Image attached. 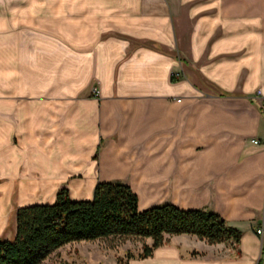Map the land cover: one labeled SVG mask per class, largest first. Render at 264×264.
<instances>
[{
	"label": "crops",
	"instance_id": "1",
	"mask_svg": "<svg viewBox=\"0 0 264 264\" xmlns=\"http://www.w3.org/2000/svg\"><path fill=\"white\" fill-rule=\"evenodd\" d=\"M14 13L39 36L11 49L0 89V229L63 187L90 200L121 181L140 210L204 209L242 231L238 245L167 235L131 264H264V0H25Z\"/></svg>",
	"mask_w": 264,
	"mask_h": 264
},
{
	"label": "trees",
	"instance_id": "2",
	"mask_svg": "<svg viewBox=\"0 0 264 264\" xmlns=\"http://www.w3.org/2000/svg\"><path fill=\"white\" fill-rule=\"evenodd\" d=\"M16 221L14 238L0 237V264H41L68 243L115 236L151 238L139 258L151 256L167 235L193 234L210 244L235 245L242 237V231L217 212L185 210L172 203L140 210L139 196L121 181L98 182L90 200H75L63 187L53 203L19 207Z\"/></svg>",
	"mask_w": 264,
	"mask_h": 264
},
{
	"label": "rangeland",
	"instance_id": "3",
	"mask_svg": "<svg viewBox=\"0 0 264 264\" xmlns=\"http://www.w3.org/2000/svg\"><path fill=\"white\" fill-rule=\"evenodd\" d=\"M25 0H0V89L13 85L5 83L13 68L10 66V55L18 44L34 43L39 35L35 34L36 23L20 18L14 13L15 7L23 5ZM27 22V23H26ZM29 23V24H28ZM33 24V25H32ZM49 41L51 38L49 37ZM16 44V45H15ZM18 47V46H17ZM17 62V61H15ZM24 69V67H20ZM16 68L17 70L20 69ZM8 76H6V75ZM177 73H173L175 77ZM7 78V79H6ZM94 93L98 94L97 88ZM0 96H2L0 94ZM4 99L0 97V109L4 107ZM16 213L11 212L6 225L0 229V237L13 239L16 234ZM150 238L108 237L96 240H83L68 243L52 252L41 264H131L140 259L144 244L151 245ZM199 253V252H197ZM133 255V257H131Z\"/></svg>",
	"mask_w": 264,
	"mask_h": 264
},
{
	"label": "built area",
	"instance_id": "4",
	"mask_svg": "<svg viewBox=\"0 0 264 264\" xmlns=\"http://www.w3.org/2000/svg\"><path fill=\"white\" fill-rule=\"evenodd\" d=\"M176 75H179V74H176ZM258 93H261V90H259ZM252 141H253L254 143H256V144L259 143V140H258V139H253ZM257 234H259V235H264V225L261 226V227H259V228L257 229Z\"/></svg>",
	"mask_w": 264,
	"mask_h": 264
}]
</instances>
